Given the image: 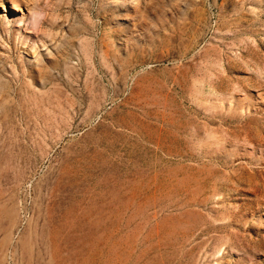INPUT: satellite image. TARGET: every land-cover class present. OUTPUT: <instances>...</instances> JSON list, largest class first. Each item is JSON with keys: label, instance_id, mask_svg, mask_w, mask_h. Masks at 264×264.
<instances>
[{"label": "rangeland", "instance_id": "374dc122", "mask_svg": "<svg viewBox=\"0 0 264 264\" xmlns=\"http://www.w3.org/2000/svg\"><path fill=\"white\" fill-rule=\"evenodd\" d=\"M0 264H264V0H0Z\"/></svg>", "mask_w": 264, "mask_h": 264}]
</instances>
